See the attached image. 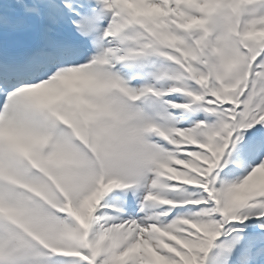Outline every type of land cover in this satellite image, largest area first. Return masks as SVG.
Returning <instances> with one entry per match:
<instances>
[{
    "label": "snow or ice",
    "instance_id": "snow-or-ice-1",
    "mask_svg": "<svg viewBox=\"0 0 264 264\" xmlns=\"http://www.w3.org/2000/svg\"><path fill=\"white\" fill-rule=\"evenodd\" d=\"M0 264H264V0H0Z\"/></svg>",
    "mask_w": 264,
    "mask_h": 264
}]
</instances>
